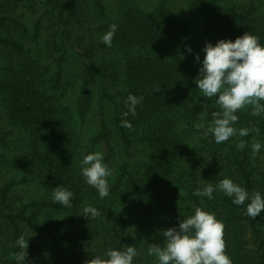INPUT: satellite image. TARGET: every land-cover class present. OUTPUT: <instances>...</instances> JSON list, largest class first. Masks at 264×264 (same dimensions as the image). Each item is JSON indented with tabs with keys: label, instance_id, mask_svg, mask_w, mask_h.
I'll return each instance as SVG.
<instances>
[{
	"label": "trees",
	"instance_id": "16d2710c",
	"mask_svg": "<svg viewBox=\"0 0 264 264\" xmlns=\"http://www.w3.org/2000/svg\"><path fill=\"white\" fill-rule=\"evenodd\" d=\"M168 3L159 0L149 11L121 3L112 18L103 0H94L90 15L79 0H6L0 5V200L7 207L4 217L13 243L12 255L0 243V264H16L13 253L21 233L29 241L30 233L45 240L58 263L83 264L109 247L135 245L133 264H157L147 254L149 244H162L159 236L163 238L167 226H178L180 217L193 214L196 207L223 222L225 251L232 264H243L228 224L232 215H225L242 212L256 227L264 225V209L248 215L247 199L234 204L218 189L211 199L193 195L195 188L210 182L215 189L223 179L216 175L206 180L194 162L199 138L207 131L196 125L210 120L220 106L216 96L203 97L197 88L201 65L185 50L184 34L190 28L180 25ZM36 5L43 15L28 27L18 11ZM192 5L206 11L213 44L234 41L247 31L264 44V0H196ZM113 23L118 29L109 47L98 35ZM45 30L49 37L43 42ZM78 53L83 54L80 64L71 67ZM75 68L86 70L77 107L80 125L88 124V113L99 101L101 125L91 143L107 146L104 161L109 168L116 163L104 198L80 174L84 145L78 127L62 110L63 92L81 72ZM130 94L143 97L134 114L125 103ZM252 107L237 110L232 137L216 143L208 133L215 143L206 146L214 148L212 158L221 162V171L238 170L239 186L249 194H264V171L250 149L252 141L261 144L264 164V113L253 115ZM241 128L248 134L239 135ZM240 141L242 149L237 148ZM59 184L72 191L71 207L53 201L52 190ZM85 205L99 211L92 221L81 216Z\"/></svg>",
	"mask_w": 264,
	"mask_h": 264
},
{
	"label": "clouds",
	"instance_id": "9594fccd",
	"mask_svg": "<svg viewBox=\"0 0 264 264\" xmlns=\"http://www.w3.org/2000/svg\"><path fill=\"white\" fill-rule=\"evenodd\" d=\"M117 29V24H110L108 30L100 37L101 43L110 47ZM185 50L188 53L193 52L187 44ZM202 51V61L199 54L194 57L201 65L195 84L203 93V97H217L215 103L220 106V111L210 113L211 119L206 134L211 133L216 143H222L236 133L237 130L233 127L238 120L236 112L245 104L253 106V115L264 113V104L260 103L264 100V44L260 43L258 36L247 31L234 41L219 39L215 44L206 42ZM142 99L143 97L132 94L128 96L125 103L133 114L135 105ZM124 115L127 116L128 112ZM122 123L129 126L127 121ZM201 126L196 125L197 128ZM247 134L248 129H239V135ZM243 147V141L237 144L238 149ZM251 147L255 153L259 151L261 144L253 143ZM80 165V174L85 183L94 187L100 198L107 196V178L111 175V169L104 161L103 153L94 151L83 155ZM217 189L232 197L234 204H243L247 199L248 215L256 216L264 209V194H249L228 177L218 180L215 189L210 182L203 188H195L193 195L211 199L213 191ZM72 196V191L63 184L55 186L52 190L53 201L66 207H71ZM82 212L81 216L91 221L99 215L98 209L92 205H85ZM223 228V222L217 219L214 213L196 207L193 214L184 219L180 217L178 226L162 232L163 244H149L147 254L154 257L157 264H232L225 251ZM15 245L18 251L13 253V259L16 264H26L29 238L26 239V234L21 233ZM137 254L135 245L126 246L122 250L109 247L102 254L86 259L83 264H133Z\"/></svg>",
	"mask_w": 264,
	"mask_h": 264
},
{
	"label": "rangeland",
	"instance_id": "374dc122",
	"mask_svg": "<svg viewBox=\"0 0 264 264\" xmlns=\"http://www.w3.org/2000/svg\"><path fill=\"white\" fill-rule=\"evenodd\" d=\"M81 3H84L86 6V12L85 14L90 15L94 12V0H79ZM104 3L107 6V12L111 16L115 17L118 12H120L119 7L121 3L128 5H135L139 6L144 10H151L154 8V6L158 3L159 0H103ZM196 0H169L168 5H170V8L175 12V16H177V19L181 26L184 28L188 27L190 28L189 34L185 35L184 37L187 38L188 45L191 46L193 49V52L191 54H199L201 58H203L204 53L202 51L203 47L205 46L206 42H211L213 38V34L209 32V21L207 20V13L205 10L199 9L197 5L194 7L192 4L195 3ZM6 2V0H0V5L2 3ZM44 10L39 7V5H36L35 8L30 7H24L22 9H19L18 13H21L23 17H25L28 21V27L31 24V21L34 19H37L38 16L43 15ZM109 18V16H108ZM106 23V22H105ZM104 23V24H105ZM91 23L89 27L92 25ZM100 25L99 22L97 24L92 25V27H97ZM103 34V33H101ZM101 37V35H98ZM49 37V31L45 30L43 35V42H46V39ZM46 46V43L45 45ZM77 51L80 50L76 46L75 47ZM46 50V48H45ZM44 50V51H45ZM83 54L78 53L76 57L71 63V67H74V65L80 64L77 59H80ZM80 70V75L78 78L70 82V88L67 90V92L64 93V107H62V110L66 111V116L69 118L71 116V122L72 125L77 126L80 134L79 137L82 140V143L84 145L83 149L85 150V154L88 153L90 149H93V151H101L105 156L107 154V146L102 143H96L94 146L91 143L92 138L94 135L98 132L100 129L101 122L99 118H101V106L100 102L96 101L94 104V107L92 110L88 113V124L83 127L80 125V115L79 111L77 109L79 105V99H80V93H81V87L86 84V70H83L81 68H75L72 69ZM67 82H69V79H67ZM210 120L208 119H201L199 121V124L202 125L199 127L201 130H206L208 127V123ZM200 144L199 149L196 152L197 155H195L194 162L198 165L200 172L202 175H205L206 180L210 181L216 178V175H223V178L228 177L233 180V182L237 185H239L238 180L240 177V174L237 170H235L234 167H231V169L224 170L223 167L220 170L221 162L219 160H214L212 158V153L214 148L207 147L213 146L214 141L212 139L207 138L206 134H201L200 138ZM238 141V139H237ZM241 142V141H240ZM238 142V143H240ZM258 143L257 141H252L250 144L251 149V157L256 165L260 167L264 171V164H263V157L261 148L259 151L253 153L252 151V144ZM204 147V148H203ZM208 150L210 151V154H208ZM219 153H222V150L218 148ZM209 155V156H208ZM116 163L113 162L110 164L111 175L108 177V179L112 176L114 172V167ZM205 181V178H204ZM237 181V183H236ZM242 187V185L240 184ZM243 188V187H242ZM7 210V207L2 204L0 200V243L2 244V248H9L10 254L12 255V249H13V243H12V228L8 225L5 217H4V211ZM234 211L226 213L225 217H229L232 215V218L229 219L228 224L230 225V230L234 234L232 237L237 239V247L238 251H241L244 257L243 264H264V225H257L256 227L251 226L250 222L248 221L246 214L236 211V214H232ZM237 216V217H236ZM236 217V218H235ZM175 223L179 222V219L174 220ZM226 222V221H225ZM174 223V224H175ZM173 224H170L167 226V228L172 227ZM31 237V240L29 241V246L27 249L28 255L26 257V261L28 259V263L26 264H63L57 262V258L52 253L50 247L46 243L45 240L42 238H39L36 234H29ZM226 236V235H225ZM161 239V243L163 244L164 237ZM163 239V240H162ZM240 245V246H239ZM145 250V248H143ZM47 254V255H46ZM86 257V256H85Z\"/></svg>",
	"mask_w": 264,
	"mask_h": 264
}]
</instances>
